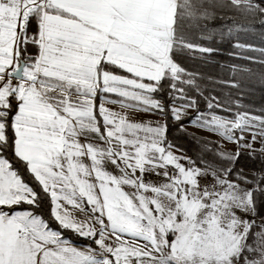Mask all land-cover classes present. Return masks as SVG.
Here are the masks:
<instances>
[{
	"label": "snow or ice",
	"instance_id": "1",
	"mask_svg": "<svg viewBox=\"0 0 264 264\" xmlns=\"http://www.w3.org/2000/svg\"><path fill=\"white\" fill-rule=\"evenodd\" d=\"M257 20L264 0H0V264H264V179L234 171L239 152H218L219 163L177 157L166 122L97 104L110 94L175 121L196 110L192 124L252 149L264 115L200 111L202 74L174 53L217 51L196 37L255 51L240 34Z\"/></svg>",
	"mask_w": 264,
	"mask_h": 264
},
{
	"label": "trees",
	"instance_id": "2",
	"mask_svg": "<svg viewBox=\"0 0 264 264\" xmlns=\"http://www.w3.org/2000/svg\"><path fill=\"white\" fill-rule=\"evenodd\" d=\"M231 21H228L230 23ZM225 22L216 21L210 25L217 32L223 30ZM241 42L254 46L255 51H243L232 47L227 38L220 40H203L198 37L194 38L195 43H199L205 47H212L217 51L211 54H202L199 52H175L174 58L186 69L191 72L202 74L200 83V91L203 96H198L199 110L203 112H213L225 118H234L235 113L250 112L254 115H264V54L260 49H264V25L258 20L255 21L247 33H241ZM29 52L35 53V49L29 46ZM239 53V58L232 55ZM247 57H253L249 60ZM237 66L233 69V66ZM243 69V71H242ZM128 75L127 73H121ZM221 81H235L240 87L233 88ZM194 95V93H192ZM164 103H169L167 82L162 93H158ZM108 98L120 99L110 94H105ZM209 96L218 97V107L212 109L207 108L206 98ZM102 101V95L98 94L97 104ZM168 116H162L168 124L167 142L176 150L182 152L187 157L201 158L211 162L219 163L217 157L218 152H225L221 145L212 139L203 137L188 131L185 127L189 125L197 115L194 110L192 115L175 121ZM183 125V127H181ZM219 145V147H217ZM233 153V152H227ZM236 154V153H233ZM234 171H239L243 176L249 178L248 184L258 182L264 179V155L261 153H248L239 151V159L233 165ZM247 186V185H246ZM257 203H259V195H257ZM29 207L27 205L23 206ZM41 211V210H37ZM45 217L48 212V201H44L42 209ZM259 220V219H258ZM57 225L53 222V227ZM64 236L73 244L93 247L96 245L91 239L80 237L70 230H62Z\"/></svg>",
	"mask_w": 264,
	"mask_h": 264
},
{
	"label": "rangeland",
	"instance_id": "3",
	"mask_svg": "<svg viewBox=\"0 0 264 264\" xmlns=\"http://www.w3.org/2000/svg\"><path fill=\"white\" fill-rule=\"evenodd\" d=\"M103 95H105V94H103ZM103 95H102V101L101 102L104 104V106L113 112H118V113H121L122 115H126V117L129 121L165 123V120L161 115H153V114L145 113L142 111H136L133 109L122 108L120 106V104H118V103L113 104V103L109 102L111 99L106 97V96H103ZM193 113H194V110H190V111H188V113L184 117L192 115ZM185 128L192 133H195L197 135L207 137L209 139L217 141L221 145V147L223 148V150L225 152L237 153L239 151H244V152H248V153H261L264 155V151H262V149H264V137L257 136L256 142L252 145V149L239 148L237 144L230 143V142L224 140L221 136L216 135V134H214L210 131H207L205 129L199 128L192 123L187 125ZM244 137H245L244 140L241 142L243 144H248L252 140V136L247 132L244 133ZM171 150H172L173 154L176 155L177 157H181V158L187 157L185 154H183L182 152H180L174 148H172ZM109 167L111 168V165H109ZM147 179L149 182H158L161 180V177L150 175L147 177ZM125 190L129 191V192L132 191L131 188H127V187L125 188ZM66 207L68 208V211L71 212V214L78 219H84V217L86 216V213H82V212L78 211L77 209L72 208L71 206H66ZM257 223H259L258 219H257ZM109 242H111V241H109ZM74 245L81 248V249L88 248V247H84V246H80V245H76V244H74Z\"/></svg>",
	"mask_w": 264,
	"mask_h": 264
},
{
	"label": "crops",
	"instance_id": "4",
	"mask_svg": "<svg viewBox=\"0 0 264 264\" xmlns=\"http://www.w3.org/2000/svg\"><path fill=\"white\" fill-rule=\"evenodd\" d=\"M102 103V102H101Z\"/></svg>",
	"mask_w": 264,
	"mask_h": 264
}]
</instances>
